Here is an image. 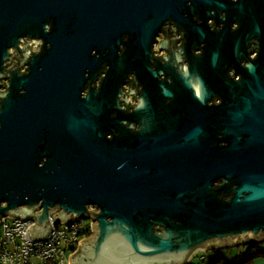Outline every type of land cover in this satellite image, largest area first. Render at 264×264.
Wrapping results in <instances>:
<instances>
[{"label":"water","instance_id":"obj_1","mask_svg":"<svg viewBox=\"0 0 264 264\" xmlns=\"http://www.w3.org/2000/svg\"><path fill=\"white\" fill-rule=\"evenodd\" d=\"M188 1L0 0V78H11L0 95V223L34 218L30 236L42 239L50 214L62 223L93 219L70 264H185L198 249L264 240V74L254 64L236 84L233 110L210 112L227 145L217 131L208 143L188 132V144L145 147L133 134L128 145L121 88L113 81L104 91L109 75L102 93L78 99L87 70L104 60L124 66V35L135 64ZM25 36L51 47L33 55L29 74L8 72V48L23 50ZM57 80L60 97L51 95Z\"/></svg>","mask_w":264,"mask_h":264},{"label":"flooded vegetation","instance_id":"obj_2","mask_svg":"<svg viewBox=\"0 0 264 264\" xmlns=\"http://www.w3.org/2000/svg\"><path fill=\"white\" fill-rule=\"evenodd\" d=\"M259 2L190 0L181 7V19L164 21L154 37L151 53L139 55L135 64V54L126 52L130 50L129 35H124L119 51L124 55V66L114 69L110 60H104L94 72L87 70L88 78L79 88L78 99L83 101L89 95L102 93L109 75L112 78L104 91L114 89L113 81L121 88L123 130L128 145L133 134L141 138L145 147L156 142L184 144L188 132H201L199 141L208 143L210 131L220 132L219 144L227 145L222 133L226 127L214 128L209 115L221 106L224 111L233 110L242 94L236 84L244 78L249 64L264 74V38L260 37L264 36V2ZM48 25L52 27L53 23ZM18 45L23 50L8 48L10 54L4 68L22 75L29 74L34 54H45L51 47L45 39L30 36ZM10 80L7 75L1 76V96L8 90ZM53 84L51 95L60 97L61 81ZM106 132L107 138L118 133L110 127ZM221 182L222 179L217 183Z\"/></svg>","mask_w":264,"mask_h":264},{"label":"built area","instance_id":"obj_3","mask_svg":"<svg viewBox=\"0 0 264 264\" xmlns=\"http://www.w3.org/2000/svg\"><path fill=\"white\" fill-rule=\"evenodd\" d=\"M42 211L37 209L34 212ZM52 231L46 238L32 239L29 226L36 224L34 218H3L0 223V264H70L69 257L79 248V242L94 233L87 217L69 223L55 221L50 214Z\"/></svg>","mask_w":264,"mask_h":264},{"label":"trees","instance_id":"obj_4","mask_svg":"<svg viewBox=\"0 0 264 264\" xmlns=\"http://www.w3.org/2000/svg\"><path fill=\"white\" fill-rule=\"evenodd\" d=\"M243 246L241 254L235 257L236 264H252L256 258H264V241L249 242ZM209 251V256L203 260L204 264H230L227 248Z\"/></svg>","mask_w":264,"mask_h":264},{"label":"crops","instance_id":"obj_5","mask_svg":"<svg viewBox=\"0 0 264 264\" xmlns=\"http://www.w3.org/2000/svg\"><path fill=\"white\" fill-rule=\"evenodd\" d=\"M241 245H244V244H241ZM225 248H229V247H221V248H214V249H225ZM209 250L210 249H198V250H196L185 264H204L203 260H204V258L209 256V253H210ZM241 250H243V249H240L236 255H234V251H228V258H229L230 264H236V258L235 257L237 255L241 254L240 253ZM252 264H264V258H256Z\"/></svg>","mask_w":264,"mask_h":264},{"label":"rangeland","instance_id":"obj_6","mask_svg":"<svg viewBox=\"0 0 264 264\" xmlns=\"http://www.w3.org/2000/svg\"><path fill=\"white\" fill-rule=\"evenodd\" d=\"M242 247H244V246L243 245H235V246H231L227 249H228V251H234V255H236L239 252V250L242 249ZM216 248H219V247H216Z\"/></svg>","mask_w":264,"mask_h":264}]
</instances>
